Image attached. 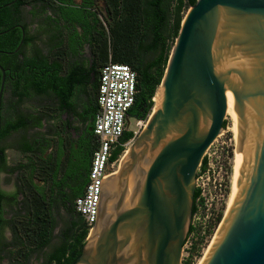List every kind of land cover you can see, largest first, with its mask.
<instances>
[{
    "label": "water",
    "instance_id": "water-1",
    "mask_svg": "<svg viewBox=\"0 0 264 264\" xmlns=\"http://www.w3.org/2000/svg\"><path fill=\"white\" fill-rule=\"evenodd\" d=\"M155 96L146 127L102 180L96 224L73 264H182L198 172L230 106L237 186L202 264H264V0H197Z\"/></svg>",
    "mask_w": 264,
    "mask_h": 264
},
{
    "label": "trees",
    "instance_id": "trees-1",
    "mask_svg": "<svg viewBox=\"0 0 264 264\" xmlns=\"http://www.w3.org/2000/svg\"><path fill=\"white\" fill-rule=\"evenodd\" d=\"M13 1L0 0L2 33L0 51L3 52L0 54V63L9 70L6 92L12 91L13 97L24 102L33 88L34 94L42 98L44 103L42 107L46 113L42 116L47 119V123L53 119L50 115V101L65 93L68 107H72L79 84L74 76L82 73L85 75L87 72V76L82 79V85L86 87L90 80V70L92 69L99 78L100 69L110 61V57L114 63L129 65L137 72L139 94L129 115L134 119H147L154 107L153 98L164 78L169 57L185 18L184 13L197 2V0H104L107 30L99 18V10L95 9V0H83L80 4L74 0H17V3L9 6ZM21 6L31 7L30 16L39 17L42 23L67 24L70 33L67 50L58 49L55 57L69 58L67 66L77 70H71L67 77L62 78L59 76L63 69L62 62L55 61L46 65L49 70L56 72L42 73V77L39 74H30L32 70L17 62L21 51L33 40V37L29 36L28 16L22 15ZM18 26H22L23 29ZM78 29L82 31L85 40L80 39ZM24 32L26 37L23 47L20 52L14 53L23 40ZM91 36L95 37L92 42L94 62L88 70L82 63L73 62V58L79 55V49L85 41L90 42ZM25 64H34V60L27 59ZM1 78L0 71V84ZM97 97L98 94L96 103ZM98 109L97 104L95 115ZM11 112V109L7 110L5 105L3 106L0 141L27 126L24 117L19 115L20 119L15 121V116L18 115ZM39 126L44 125L39 123ZM223 127L224 129L227 127V121ZM132 137L133 133L127 132L121 142H128ZM37 143L39 142L31 145L30 142H15L10 146L13 148L20 144L19 151L27 156V162L9 166L6 153L9 146H3L0 142V173L18 174L22 184L13 194L0 189V259L2 254L9 259L15 258L17 254L16 259L21 258L23 264H31L35 255L42 254L50 247L55 226L54 212L64 210L66 220L60 235V244L46 253L44 261L40 264H73L81 255L90 232L89 226L76 212L75 201L85 192L93 155L86 181L76 191L70 205H67L69 193L67 189L71 187V177L76 173L72 170V161L68 160L65 163L58 149L57 156L52 154L47 156L53 142H41L40 149L36 148ZM97 148L98 142L94 152ZM124 151V148L116 150L110 162L119 159ZM207 169L208 159L205 158L201 166L202 173ZM48 185L49 192L46 189ZM74 185L79 186V181L74 182ZM200 196L201 190H197L193 215L197 213V200ZM8 209H11L9 217ZM6 228H9L12 234L8 242L3 238V231ZM192 232L191 228L189 236Z\"/></svg>",
    "mask_w": 264,
    "mask_h": 264
},
{
    "label": "flooded vegetation",
    "instance_id": "flooded-vegetation-1",
    "mask_svg": "<svg viewBox=\"0 0 264 264\" xmlns=\"http://www.w3.org/2000/svg\"><path fill=\"white\" fill-rule=\"evenodd\" d=\"M15 3H17V0H14L9 4V6ZM103 3L105 4L104 0ZM28 7L29 6H21L20 11L22 15H27L32 21L36 22L35 34L32 36L29 33L30 38L33 37V40L28 45L31 49L28 51V46L23 49L17 59V62L23 64L26 69L32 70L30 74H39L43 77L42 73L56 72L49 70L46 63L50 65L55 61H61L63 69L59 76L62 78L67 77L71 70H77V68H69L68 66H65L68 60H70L69 58H67V62H65L63 58L60 59L55 57L58 49L61 48L63 51L67 50L70 36L67 24L63 22L60 24H56L54 22L42 23V21H39L37 17L33 18L30 16L32 8ZM78 30L81 36L80 39L85 40V37L82 36V31L80 29ZM1 34L2 33H0V35ZM89 39L90 42L85 41L82 48L79 49V55L73 58V62L82 63L85 68H88V70L91 69L94 62V48L92 42L95 37L91 36ZM70 56H72V54H70ZM27 59L34 60V64L26 65L25 63ZM8 71L9 70H7V73ZM82 74L74 76L79 84L76 88L75 97L72 101V107H68L65 93H61L57 96V98L50 101V115L53 119L49 121V124L47 123V119L42 116L43 113L46 114L43 110L44 107H42L44 106L42 98L34 94L33 88L30 90L29 96L24 102H20L17 97H13L12 91H7L4 99L6 109H11V113L16 112L18 115L15 116V121L20 119L19 117L22 116L25 118L27 126L23 130L13 132L9 137L0 141L1 144L4 143V141L11 142L12 139L18 143L30 142L31 145H34L35 142H39L35 146L37 149H40V146H42L41 142H53L52 147L47 151V156L51 154L57 156V146L64 162L67 163L68 160L72 161V170L76 173L72 175L71 187L67 189L69 192L66 199L67 205H70L71 200L76 195V191H78L86 181L87 170L97 143V139L94 135V124L97 115H95V111L97 110V103L96 101L93 102L86 97L82 86V79L87 76V72L85 75ZM94 74L95 72L91 69L90 75ZM39 123L44 126L40 127ZM19 145L20 144L13 147L18 152H20ZM78 181L79 186H75L74 182Z\"/></svg>",
    "mask_w": 264,
    "mask_h": 264
},
{
    "label": "rangeland",
    "instance_id": "rangeland-1",
    "mask_svg": "<svg viewBox=\"0 0 264 264\" xmlns=\"http://www.w3.org/2000/svg\"><path fill=\"white\" fill-rule=\"evenodd\" d=\"M95 9L99 10V18L107 29V23L105 21L104 14L106 6L103 3V0L95 1ZM186 12L187 11H185L184 16H186ZM37 18L39 19V17ZM27 19L29 22V33L33 36L35 34L36 22L32 21L29 17H27ZM28 48L29 51L31 47L28 46ZM64 60L65 62H67L66 58H64ZM65 66L67 67V63L65 64ZM155 98L156 96L153 98L154 107ZM153 109L148 118L145 119V121L149 120ZM226 121L227 127L207 152V172L202 173L201 168L198 172L197 189H200L202 191V194L197 201L198 210L193 218V232L191 233L186 245L184 246L182 264H201L202 259L206 257L216 238L218 230L227 211L228 200L232 191L233 183L234 165L236 158V138L234 137L235 135L232 130V118L229 114L227 115ZM136 123V120L131 121L132 129H137ZM14 143L15 142H4L1 144L3 146H9V149L6 152L9 166H16L19 163L27 162V156L25 154H21L15 148L10 147V145ZM130 147L131 145L128 147V149H126L125 153L127 152V150H129ZM57 149L58 148L56 146V150ZM123 156L120 159V163ZM120 163L118 165V169L120 167ZM19 185L22 184L18 179V174H8L5 172L0 173L1 190L5 191L8 194H13L19 190ZM46 189L49 192L50 186L48 185ZM10 211L11 209H8L9 214L7 215V217L11 216ZM54 216L55 226L52 233V241L50 247L42 254L35 255L32 258L31 264L42 263L44 261L45 254L49 253L60 244V235L62 234L64 228L66 214L64 210H61L59 213L55 211ZM11 236L12 234L9 228H6L3 231L4 240L7 242L10 241ZM16 257H18L17 254L15 255V258L9 259L5 254H2L0 264H23V260L21 258L16 259Z\"/></svg>",
    "mask_w": 264,
    "mask_h": 264
},
{
    "label": "built area",
    "instance_id": "built-area-1",
    "mask_svg": "<svg viewBox=\"0 0 264 264\" xmlns=\"http://www.w3.org/2000/svg\"><path fill=\"white\" fill-rule=\"evenodd\" d=\"M138 85L137 72L129 65L114 63L111 57L100 69L97 97L99 109L94 124L98 148L93 154L85 192L75 201L76 212L82 216L90 231L96 224L102 180L118 171V162L122 155L116 161L110 162L113 153L119 148L126 151L148 123V120L134 119L129 115L139 94ZM132 120H136L137 129L131 128ZM127 132L133 133V137L122 143L121 140Z\"/></svg>",
    "mask_w": 264,
    "mask_h": 264
},
{
    "label": "bare ground",
    "instance_id": "bare-ground-1",
    "mask_svg": "<svg viewBox=\"0 0 264 264\" xmlns=\"http://www.w3.org/2000/svg\"><path fill=\"white\" fill-rule=\"evenodd\" d=\"M156 99V98H155ZM155 106H156V102H155ZM155 108V107H154ZM228 109H229V112L227 113V115L229 114L230 115V117L232 118V122H233V126H232V130H233V132H234V137L236 138V142H237V140H238V117H237V114H236V111L234 110V108L233 107H228ZM130 146V145H129ZM128 146V147H129ZM128 149V148H127ZM130 149V148H129ZM128 151L129 150H127V152L126 153H128ZM125 153V152H124ZM123 153V154H124ZM126 153L124 154V156L126 155ZM239 151L236 149V158H235V165H234V174H233V183H232V191H231V194H230V197H229V200H228V207H227V211H226V213L229 211V208H230V203H231V201H232V198H233V195H234V193H235V190H236V186H237V177H236V172H235V170H236V166H237V162H238V158H239ZM123 154H122V156H123ZM121 156V157H122ZM124 156H123V158H124ZM123 158H122V160H123ZM121 159V158H120ZM122 162V161H121ZM120 163V160H119V162H118V164ZM121 164V163H120ZM216 237H217V235H216ZM216 239V238H215ZM215 241V240H214ZM210 250V249H209ZM205 259V258H204ZM204 259H202V262L204 261ZM202 262H201V264H202Z\"/></svg>",
    "mask_w": 264,
    "mask_h": 264
},
{
    "label": "crops",
    "instance_id": "crops-1",
    "mask_svg": "<svg viewBox=\"0 0 264 264\" xmlns=\"http://www.w3.org/2000/svg\"><path fill=\"white\" fill-rule=\"evenodd\" d=\"M75 1H76V3L80 4L83 0H75ZM98 85H99V78L97 77L96 74L90 75V80H89V83L86 87L84 85H82L84 88V92L86 94V97L93 102L96 101V96L98 94ZM91 92H92V95H91ZM4 142H7V141H4ZM11 142H17V141H14L12 139Z\"/></svg>",
    "mask_w": 264,
    "mask_h": 264
}]
</instances>
